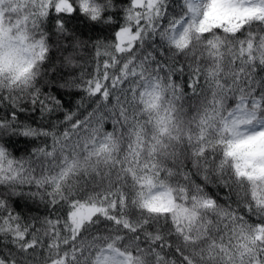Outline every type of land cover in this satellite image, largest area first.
Instances as JSON below:
<instances>
[{
    "label": "snow or ice",
    "instance_id": "1",
    "mask_svg": "<svg viewBox=\"0 0 264 264\" xmlns=\"http://www.w3.org/2000/svg\"><path fill=\"white\" fill-rule=\"evenodd\" d=\"M0 264H264V0H0Z\"/></svg>",
    "mask_w": 264,
    "mask_h": 264
},
{
    "label": "trees",
    "instance_id": "2",
    "mask_svg": "<svg viewBox=\"0 0 264 264\" xmlns=\"http://www.w3.org/2000/svg\"><path fill=\"white\" fill-rule=\"evenodd\" d=\"M75 27L77 28V30L84 36V37H87L89 35V32H88V29L86 28V26L84 24H80V23H77L75 25ZM98 31V29H97ZM53 55H55V53H53ZM60 95H63L64 98L67 100L68 99V92L64 91L62 93H59ZM73 96H75L76 94L73 93L72 94ZM60 118L62 119V115H60Z\"/></svg>",
    "mask_w": 264,
    "mask_h": 264
}]
</instances>
